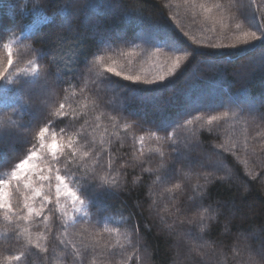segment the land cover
<instances>
[{
    "label": "trees",
    "instance_id": "16d2710c",
    "mask_svg": "<svg viewBox=\"0 0 264 264\" xmlns=\"http://www.w3.org/2000/svg\"><path fill=\"white\" fill-rule=\"evenodd\" d=\"M257 28L264 0H0V264L258 261Z\"/></svg>",
    "mask_w": 264,
    "mask_h": 264
},
{
    "label": "snow or ice",
    "instance_id": "6c2138e0",
    "mask_svg": "<svg viewBox=\"0 0 264 264\" xmlns=\"http://www.w3.org/2000/svg\"><path fill=\"white\" fill-rule=\"evenodd\" d=\"M44 6H46V5H44ZM73 7H75L77 10H79L81 5L79 3H77V4L73 5ZM237 27H239V25H237ZM257 33H259V34H257ZM245 36H250L253 41L264 42V28H257L256 30L251 31L250 33H245ZM244 42L247 43L248 41L245 40ZM207 46L220 47V45H217V44H210V45H207ZM169 51H172V49L170 47H169ZM190 55H191L190 52L185 51L183 55L175 54V55L169 56V59L172 60V70L180 68L181 62L185 61L186 59H188V57ZM8 63L10 65L12 63L11 55H9ZM106 71L114 72V74L116 76H120L121 75L120 72L114 71V69H112V68H108V69H106ZM260 71H264V62H262L261 65H260ZM171 74H172V71L170 70L168 75H171ZM0 75H2V74H0ZM123 79L124 80H131L134 83H136V82H142L144 84L156 83L155 80L144 79L143 81H141L139 77L127 76V75L124 76ZM164 79H165L164 76H160L159 77V80H161V81H163ZM246 102H247L246 100L240 101V103H246ZM261 107H264V100L261 101ZM60 108L62 110L64 108V105H61ZM227 115H228V112H225L223 114L224 117H226ZM260 118L262 120H264V113H261ZM218 119H220V118L216 117V116H212V117L209 118L208 123L211 124L213 121H216ZM192 122H193L192 120L185 121L186 124H191ZM45 131H46V129L41 128L40 132H39V136L43 137L44 134H45ZM54 147H55L54 145H51V144L48 145V151H49V153H51L52 161H54L55 163H59L60 161L57 159V153L53 151ZM29 151L31 153L33 150L30 149ZM47 158H48L47 155H45L44 159L47 160ZM31 159H32V156L30 154L26 161H22L21 163L16 165V169L23 170L24 167H25V164L28 161H30ZM19 175H20V173L14 169L13 172H12V176L14 178H17V177H19ZM40 177H41V179H48V177L44 176L43 172L40 173ZM55 179L57 181L56 193H57L58 197H59V194L61 192H63L66 197H70L74 202L75 201H79V203L81 205H86V203H89V204L91 203V200L87 196L86 193L82 194L79 191H70V186L65 183V179L61 175H56ZM6 183H7L6 181L0 180V208H4L6 206V204H7V201L5 199L6 193L4 191V185ZM37 195H39V193H37ZM8 207H9V211H11V206L9 205ZM25 207L27 208V207H30V206L26 204ZM201 219H203V217H201ZM255 255L259 258L258 261L253 259V260L250 261V264H264V249H261L260 251L256 252ZM14 259L19 260L20 257H14Z\"/></svg>",
    "mask_w": 264,
    "mask_h": 264
}]
</instances>
